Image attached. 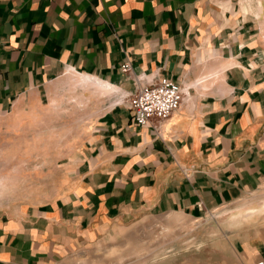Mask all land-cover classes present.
<instances>
[{
    "label": "crops",
    "instance_id": "obj_1",
    "mask_svg": "<svg viewBox=\"0 0 264 264\" xmlns=\"http://www.w3.org/2000/svg\"><path fill=\"white\" fill-rule=\"evenodd\" d=\"M166 78L181 108L138 126L130 96ZM68 96V173L44 203L0 205V264H96L160 216L197 226L183 250L264 261V0H0V118Z\"/></svg>",
    "mask_w": 264,
    "mask_h": 264
},
{
    "label": "rangeland",
    "instance_id": "obj_2",
    "mask_svg": "<svg viewBox=\"0 0 264 264\" xmlns=\"http://www.w3.org/2000/svg\"><path fill=\"white\" fill-rule=\"evenodd\" d=\"M66 99L65 112L54 115L43 113L39 115V120L30 114L0 118L1 206L18 209L21 204L44 203L58 195L60 182L68 173L64 172V168L68 166L65 157L72 146L69 141L77 138L71 132L78 131L70 127L71 118L76 115L70 111L72 97ZM48 120H54L55 128H37V121L46 125ZM73 147L76 145L73 144ZM230 216L222 219L228 220ZM215 218L211 215L205 222ZM196 227L177 216L144 219L139 233L131 230L126 238L95 249V263L234 264L230 255H224L222 260L211 249L193 247L183 250L194 244Z\"/></svg>",
    "mask_w": 264,
    "mask_h": 264
},
{
    "label": "built area",
    "instance_id": "obj_3",
    "mask_svg": "<svg viewBox=\"0 0 264 264\" xmlns=\"http://www.w3.org/2000/svg\"><path fill=\"white\" fill-rule=\"evenodd\" d=\"M122 70L124 73H130L132 69L129 64H126ZM185 92L186 90L179 84L168 78L156 84L138 86L136 92L129 98L133 121L142 127L169 119L181 108L185 100ZM257 264H264V261Z\"/></svg>",
    "mask_w": 264,
    "mask_h": 264
}]
</instances>
